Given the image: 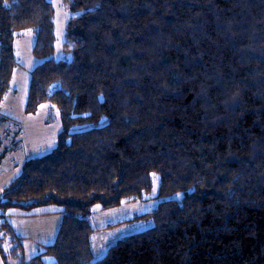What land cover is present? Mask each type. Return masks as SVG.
I'll return each instance as SVG.
<instances>
[{
    "label": "trees",
    "instance_id": "obj_1",
    "mask_svg": "<svg viewBox=\"0 0 264 264\" xmlns=\"http://www.w3.org/2000/svg\"><path fill=\"white\" fill-rule=\"evenodd\" d=\"M55 60L51 0H0V105L33 29L26 113L44 104L63 130L27 160L0 200L3 245L18 264H264V0H64ZM77 129V131H74ZM160 179L154 226L95 260L92 209L144 200ZM182 194L181 199H174ZM171 198V199H170ZM62 208L56 240L27 259L13 208Z\"/></svg>",
    "mask_w": 264,
    "mask_h": 264
},
{
    "label": "rangeland",
    "instance_id": "obj_2",
    "mask_svg": "<svg viewBox=\"0 0 264 264\" xmlns=\"http://www.w3.org/2000/svg\"><path fill=\"white\" fill-rule=\"evenodd\" d=\"M51 1L55 9L56 36V51L52 58L57 61H70L72 54H67L64 50L66 28L70 19L80 13L70 12L64 0ZM35 43L36 35L33 29L18 33L14 44L17 67L0 105V200L5 199V190L21 176L24 163L29 159L51 153L57 147L59 134L63 130L60 111L52 104L42 105L36 114L26 113L31 72L44 61L33 54ZM159 183V176L153 175V188L144 200L125 202L120 207L109 210H103L99 205L93 207L91 220L96 230L93 237L95 260L105 257L109 248L119 240L154 226L152 220L138 218L158 206ZM173 198L179 200L182 194ZM58 210L62 208L46 206L37 212L53 213ZM24 212L25 210L13 208L8 211L7 218L19 234L27 237L23 242L26 257L30 260L43 252L41 241L47 244L55 242L63 218L61 215L53 214L30 220L22 217ZM9 247L8 243L3 245L5 261L0 254V264H18L11 257ZM45 263L57 264V261L53 257H47Z\"/></svg>",
    "mask_w": 264,
    "mask_h": 264
},
{
    "label": "crops",
    "instance_id": "obj_3",
    "mask_svg": "<svg viewBox=\"0 0 264 264\" xmlns=\"http://www.w3.org/2000/svg\"><path fill=\"white\" fill-rule=\"evenodd\" d=\"M44 209V207H40V208H36V209H34V210H32L31 212H33V211H36L35 213H31V212H24L23 214H24V216H22V217H26V219H30V220H35V219H38L40 216L41 217H44V216H46V217H49L50 215H53V214H58V215H61V217L63 218V215H62V212H61V210H58V211H55V212H53V213H51V212H37V210H43ZM9 214V213H8ZM10 216V215H9ZM3 219L4 218H2L1 220H0V226H1V222L3 221ZM7 220H8V222H9V219L8 218H6ZM10 223V222H9ZM12 226H13V228H14V230H15V232L17 233V235L18 236H20V237H22V238H24V240H26V236H23L22 234H19L17 231H16V229H15V227H14V225L12 224V223H10ZM23 240V241H24ZM43 242V243H42ZM51 244H53V243H49V244H47V243H45L44 241H41V244L40 245H42V246H45V245H51ZM24 247H25V245H24Z\"/></svg>",
    "mask_w": 264,
    "mask_h": 264
},
{
    "label": "snow or ice",
    "instance_id": "obj_4",
    "mask_svg": "<svg viewBox=\"0 0 264 264\" xmlns=\"http://www.w3.org/2000/svg\"><path fill=\"white\" fill-rule=\"evenodd\" d=\"M41 107H43V106H41ZM179 195V194H178Z\"/></svg>",
    "mask_w": 264,
    "mask_h": 264
}]
</instances>
